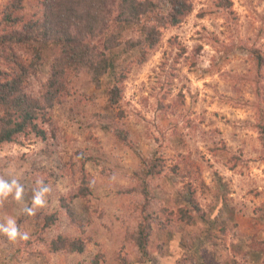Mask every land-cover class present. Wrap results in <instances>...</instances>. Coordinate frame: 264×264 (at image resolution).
I'll return each instance as SVG.
<instances>
[{
	"label": "rangeland",
	"instance_id": "rangeland-1",
	"mask_svg": "<svg viewBox=\"0 0 264 264\" xmlns=\"http://www.w3.org/2000/svg\"><path fill=\"white\" fill-rule=\"evenodd\" d=\"M11 1L0 0V34L10 29L2 28V16ZM230 1V10L215 11L210 0H193L179 25L162 29L147 60L130 66L116 105L108 101V83L121 60L98 87L85 72L73 76L69 91L45 105L34 126L0 143V176L25 189L24 203L9 197L0 207V223L11 216L31 236L12 243L0 234V264H176L185 253L194 264H264V153L256 130L244 124L254 110L242 104L254 99L244 81L255 72L246 47L264 55V0ZM24 3L29 10L34 0ZM135 33L126 30L119 49ZM34 53L24 45L0 49L2 77L17 76L20 66L40 91L53 61L47 53L34 68ZM262 74L264 85V66ZM4 115L0 107V122ZM96 119L115 121L127 140L119 142L102 123L87 137L82 123ZM80 153L100 162L82 164ZM145 158L160 168L150 177L160 220L150 235L151 259L139 261L125 235L133 200L123 191L137 184L133 173ZM38 179L52 191L47 207L29 217L22 209L31 206ZM83 185L90 189L86 198L76 195ZM194 204L199 211L182 218L179 210ZM50 215L55 222L45 228ZM58 233L80 237L83 252L50 251L47 243Z\"/></svg>",
	"mask_w": 264,
	"mask_h": 264
},
{
	"label": "trees",
	"instance_id": "trees-1",
	"mask_svg": "<svg viewBox=\"0 0 264 264\" xmlns=\"http://www.w3.org/2000/svg\"><path fill=\"white\" fill-rule=\"evenodd\" d=\"M210 1L215 11L230 10L232 5L230 0ZM30 6L26 10L24 0H12L6 5L2 28L10 29L0 34V49L29 46L35 51L34 68L41 66L47 53L49 57L52 56L53 63L40 91L32 89L29 76L23 73L25 70L20 66L15 67L17 76L10 79L2 77L0 73V107L5 111L0 122V143L13 141L29 124L34 126V119L38 118L43 107H52L69 91V81L73 76L85 72L98 87L100 78L121 60L108 83V101L110 105H116L121 99L130 66L147 60L161 41L162 29L179 25L192 12L193 0H166L164 6L155 0H34ZM126 30L136 33L124 39L119 49ZM246 49L251 53L255 72L248 73L244 81L252 84L254 99L245 100L242 104L254 110V120L244 124L256 130L264 153V55L254 46ZM161 68V71H166V64H162ZM40 94L45 99L44 105L39 103ZM235 104L238 106L239 103ZM115 123H97L96 119L95 122H83L82 128L85 135L90 137L92 127L100 124V128L112 131L119 142H125L127 134L122 128L114 127ZM35 132L42 137L45 135L39 128ZM78 157L82 164L93 158L81 153ZM141 164L142 167L133 173V180L137 184L123 191L130 194L133 200L131 227L125 235L133 240L138 260L148 261L151 259L148 244L153 224L160 220L155 216L157 200L151 189L150 177L160 175V168L156 159L145 158ZM87 188V185L78 187L76 195L86 198L90 192ZM193 208L199 211L196 204L194 207L185 205L179 210L181 217L189 220ZM54 219V215L46 217L45 228H50ZM47 245L52 252H83L86 247L80 237L72 238L61 233L51 237ZM176 264H194L192 254L185 253Z\"/></svg>",
	"mask_w": 264,
	"mask_h": 264
},
{
	"label": "clouds",
	"instance_id": "clouds-1",
	"mask_svg": "<svg viewBox=\"0 0 264 264\" xmlns=\"http://www.w3.org/2000/svg\"><path fill=\"white\" fill-rule=\"evenodd\" d=\"M52 188L43 179L36 181V186L32 189L31 206L25 205L23 213L29 217H36L39 211L48 205V195ZM24 186L16 178L5 179L0 176V207L11 197L18 203H24ZM0 234L4 235L12 243L27 242L31 239L28 231H22L17 219L9 216L0 223Z\"/></svg>",
	"mask_w": 264,
	"mask_h": 264
}]
</instances>
